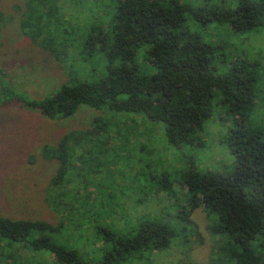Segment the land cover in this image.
I'll return each mask as SVG.
<instances>
[{
    "label": "trees",
    "instance_id": "obj_1",
    "mask_svg": "<svg viewBox=\"0 0 264 264\" xmlns=\"http://www.w3.org/2000/svg\"><path fill=\"white\" fill-rule=\"evenodd\" d=\"M47 1L28 0L19 25L60 61L67 46L73 49L72 35L78 30L68 29V17L58 14L55 3L45 6ZM112 1L106 28L83 41L87 57L100 55V74L74 75L39 98L13 91L0 79V104L17 100L50 119L70 117L80 106L100 111L94 127L70 131L57 145L41 149L44 157L58 161L48 195L69 206L70 218L52 223L0 215V264H41L38 251L50 253L54 264H128L131 256L141 260L149 249L186 244L187 234L197 227L191 218L197 208L204 210L214 242L206 264H264L263 69L247 56L242 43L244 35L264 25V0ZM118 120L160 124L166 143L177 149L194 143L206 122L219 121L234 161L226 172L198 170L192 164L181 173L180 189L187 200L172 208L176 227L147 219L128 234L101 225L93 228V239L101 243L90 260L74 233V222L81 217L73 201L64 200L69 194L74 200L79 191L72 194L64 186L76 165L94 157L90 147L97 140L92 136ZM84 140L94 143L85 148ZM172 184L165 175L157 191L169 197ZM21 248L33 253L25 263Z\"/></svg>",
    "mask_w": 264,
    "mask_h": 264
},
{
    "label": "rangeland",
    "instance_id": "obj_2",
    "mask_svg": "<svg viewBox=\"0 0 264 264\" xmlns=\"http://www.w3.org/2000/svg\"><path fill=\"white\" fill-rule=\"evenodd\" d=\"M27 1L0 0V79L11 90L39 98L74 75L93 78L101 73L100 55L87 57L83 41L96 29L106 28L112 0L47 1L45 6L55 3L58 14L68 17V29L72 26L78 30L72 35L74 50L67 46V53L60 56V61L22 33L19 22ZM243 39L247 56L262 65L264 87V25L244 35ZM214 110V115L218 116L217 107ZM98 114V110L80 106L70 117L50 119L17 100L0 104V215L52 223L70 218L69 206L56 203L48 195L58 161L44 157L41 149L44 145H57L70 131L94 127V117ZM118 121L119 125L108 124L107 130L92 136L97 142L101 140V148L98 149L94 140L82 141L85 148L94 143L90 147L94 157L85 164L76 165L73 174L81 172L80 175L71 174V180L64 186L70 189L69 193L79 191L73 196L74 200L70 194L64 200L73 201V208L81 217L74 222L77 229L74 233L81 238L77 245L84 257L90 260L96 257V248L101 243L93 239V228L101 225L119 234H128L147 219H158L176 227L172 208L176 202L187 200L180 189L181 173L192 164L198 170L226 172L234 161L223 139L225 128L219 121L206 122L196 134L194 143L180 149L166 143L160 124ZM165 175L173 183L168 192L171 197L162 189L157 191ZM191 218L197 227L187 234L186 244L149 249L146 257L139 260L138 256H131L128 264L208 263L214 244L208 218L202 208L195 209ZM68 228L73 229V226L70 224ZM69 240L74 242L75 238ZM19 252L23 263L25 257L33 254L25 248ZM35 254L41 258V264H54L50 253L38 251Z\"/></svg>",
    "mask_w": 264,
    "mask_h": 264
}]
</instances>
